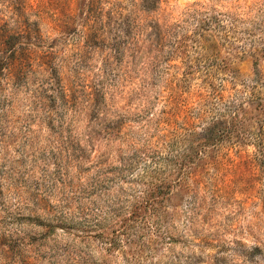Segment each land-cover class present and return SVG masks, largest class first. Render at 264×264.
<instances>
[{
  "label": "rangeland",
  "instance_id": "obj_1",
  "mask_svg": "<svg viewBox=\"0 0 264 264\" xmlns=\"http://www.w3.org/2000/svg\"><path fill=\"white\" fill-rule=\"evenodd\" d=\"M0 264H264V0H0Z\"/></svg>",
  "mask_w": 264,
  "mask_h": 264
},
{
  "label": "trees",
  "instance_id": "obj_2",
  "mask_svg": "<svg viewBox=\"0 0 264 264\" xmlns=\"http://www.w3.org/2000/svg\"><path fill=\"white\" fill-rule=\"evenodd\" d=\"M19 38H21V34H13L11 36L8 37L7 41H6V44H10L11 46L8 48L10 49L14 55H17V51H15L12 47L14 46V44L12 43L13 40H18ZM5 65H8V62L7 60H5V63L4 61L1 63V66H5Z\"/></svg>",
  "mask_w": 264,
  "mask_h": 264
}]
</instances>
